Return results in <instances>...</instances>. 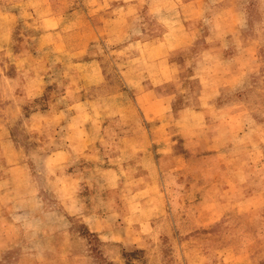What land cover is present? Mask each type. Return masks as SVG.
I'll return each instance as SVG.
<instances>
[{"label": "rangeland", "instance_id": "obj_1", "mask_svg": "<svg viewBox=\"0 0 264 264\" xmlns=\"http://www.w3.org/2000/svg\"><path fill=\"white\" fill-rule=\"evenodd\" d=\"M262 262L264 0H0V264Z\"/></svg>", "mask_w": 264, "mask_h": 264}, {"label": "crops", "instance_id": "obj_2", "mask_svg": "<svg viewBox=\"0 0 264 264\" xmlns=\"http://www.w3.org/2000/svg\"><path fill=\"white\" fill-rule=\"evenodd\" d=\"M135 41L136 40H134V42ZM149 85L152 87H147L146 90L148 91L146 92H148V94H151L154 91L161 90L158 88L162 87V86L161 87L159 86V87L154 88L153 86L155 85H152V84H149ZM168 96H164V97L161 96L162 98L159 100L163 101V103L165 104H168V102H170L172 98L171 93H170V96L169 97ZM219 150L220 151L217 154L218 161L215 163V166H214V168L218 171V178L214 181V185L216 186V193H217L216 194L217 197L215 198V200L219 202L220 206H224L226 203L231 201L232 198L234 200L233 193H235L236 190L235 189L233 190V188L234 187L236 188L238 186V190L241 191L242 184H245L246 181L251 179L250 178L251 176H248L246 173L245 163L243 165L241 164L238 165L236 161H229V159L231 160V157L228 152L229 149H227L228 151L226 150V148L223 149L224 151H222V149H219ZM251 196H252V193L251 194L246 193V195H244V198L241 200L249 201ZM235 199L237 200V198ZM251 211H252L251 209H246L245 213L249 214L251 213ZM262 264H264V262H262Z\"/></svg>", "mask_w": 264, "mask_h": 264}]
</instances>
